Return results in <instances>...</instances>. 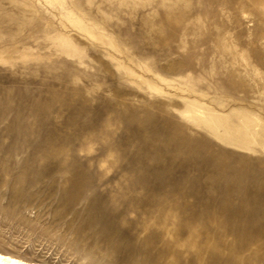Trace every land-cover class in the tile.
<instances>
[{"label":"rangeland","instance_id":"374dc122","mask_svg":"<svg viewBox=\"0 0 264 264\" xmlns=\"http://www.w3.org/2000/svg\"><path fill=\"white\" fill-rule=\"evenodd\" d=\"M0 250L264 264V0H0Z\"/></svg>","mask_w":264,"mask_h":264},{"label":"bare ground","instance_id":"6f19581e","mask_svg":"<svg viewBox=\"0 0 264 264\" xmlns=\"http://www.w3.org/2000/svg\"><path fill=\"white\" fill-rule=\"evenodd\" d=\"M0 264H46L44 262H37L33 260H23L12 254H8L0 250Z\"/></svg>","mask_w":264,"mask_h":264}]
</instances>
